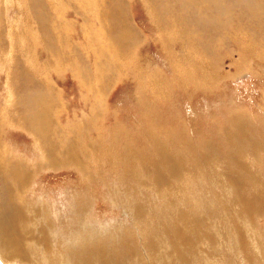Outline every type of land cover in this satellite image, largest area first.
I'll return each instance as SVG.
<instances>
[{"label":"rangeland","instance_id":"rangeland-1","mask_svg":"<svg viewBox=\"0 0 264 264\" xmlns=\"http://www.w3.org/2000/svg\"><path fill=\"white\" fill-rule=\"evenodd\" d=\"M3 225L0 264H264V0H0Z\"/></svg>","mask_w":264,"mask_h":264},{"label":"bare ground","instance_id":"bare-ground-1","mask_svg":"<svg viewBox=\"0 0 264 264\" xmlns=\"http://www.w3.org/2000/svg\"><path fill=\"white\" fill-rule=\"evenodd\" d=\"M126 34V33H125ZM127 35V34H126ZM25 175V173L21 176H17L16 177V180L19 185L21 187L24 186L25 184V181L23 180V176ZM25 179V177H24ZM16 183V182H15ZM19 186V187H20ZM20 187V188H21ZM9 210V209H8ZM17 215V214H16ZM4 217V216H3ZM15 217V216H14ZM18 217V216H16ZM5 219V218H3ZM17 220V218H15ZM11 222V220H10ZM17 222V221H16ZM18 223V222H17ZM16 223V225H17ZM14 222H13V226H14ZM8 225V224H7ZM5 226V227H4ZM3 230H1L0 232V247H1V250H2V253L5 255V256H8V257H11L10 255H15L17 256L19 253H20V250L22 248V245H23V238H22V234L19 232V231H16L15 230H12L11 229L13 227H7L6 225H3ZM16 227V226H15ZM14 227V228H15ZM2 228V227H1ZM183 231V230H182ZM197 232V231H196ZM199 232V231H198ZM197 232V233H198ZM198 235V234H197ZM191 238V237H189ZM181 240V239H180ZM190 241V240H189ZM192 243V242H191ZM195 246V245H194ZM128 252V251H127ZM117 253V252H116Z\"/></svg>","mask_w":264,"mask_h":264}]
</instances>
